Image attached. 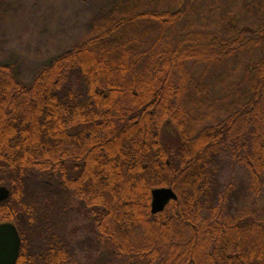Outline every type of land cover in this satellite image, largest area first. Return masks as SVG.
Here are the masks:
<instances>
[{"label":"trees","instance_id":"obj_1","mask_svg":"<svg viewBox=\"0 0 264 264\" xmlns=\"http://www.w3.org/2000/svg\"><path fill=\"white\" fill-rule=\"evenodd\" d=\"M234 165L256 199L264 0H121L29 83L0 65L16 264H95L103 245L116 264H264V212L223 181ZM155 188L177 199L152 215Z\"/></svg>","mask_w":264,"mask_h":264},{"label":"rangeland","instance_id":"obj_2","mask_svg":"<svg viewBox=\"0 0 264 264\" xmlns=\"http://www.w3.org/2000/svg\"><path fill=\"white\" fill-rule=\"evenodd\" d=\"M119 1L0 0V65L10 66L17 78L29 83L37 69L87 37L92 21ZM161 139L164 145H171L175 139L173 128L166 127ZM225 163L229 164L228 160ZM224 178L223 181L231 182L235 189L241 188L244 201L238 208L252 211L253 204L257 212H264V188L254 199L243 167L226 168ZM100 249L95 264H107L110 261L108 249L105 245ZM109 264L116 263L110 261Z\"/></svg>","mask_w":264,"mask_h":264},{"label":"water","instance_id":"obj_3","mask_svg":"<svg viewBox=\"0 0 264 264\" xmlns=\"http://www.w3.org/2000/svg\"><path fill=\"white\" fill-rule=\"evenodd\" d=\"M9 190L0 186V202L7 200ZM177 199L171 188H155L151 191L150 212H162L170 201ZM21 241L16 227L10 222L0 223V264H16Z\"/></svg>","mask_w":264,"mask_h":264},{"label":"flooded vegetation","instance_id":"obj_4","mask_svg":"<svg viewBox=\"0 0 264 264\" xmlns=\"http://www.w3.org/2000/svg\"><path fill=\"white\" fill-rule=\"evenodd\" d=\"M231 183V182H230ZM233 185V184H232Z\"/></svg>","mask_w":264,"mask_h":264}]
</instances>
